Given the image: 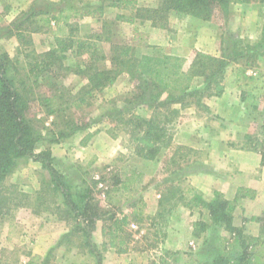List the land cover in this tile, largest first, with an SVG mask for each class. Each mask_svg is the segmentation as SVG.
I'll return each mask as SVG.
<instances>
[{
    "label": "rangeland",
    "instance_id": "obj_1",
    "mask_svg": "<svg viewBox=\"0 0 264 264\" xmlns=\"http://www.w3.org/2000/svg\"><path fill=\"white\" fill-rule=\"evenodd\" d=\"M44 1L55 3L58 0H0V26L9 24L31 4H42ZM91 1L103 7L98 17L100 20H97V17L84 16L76 19L75 23L80 35L99 30L102 21L108 23L102 36H106V30L110 29V41L100 42L106 56L109 54L110 42L131 44L135 54H139L151 51L150 46L155 45L150 42L165 38L163 33L150 35L148 28L151 25L147 20L137 19L132 24L115 21V14L121 10L109 7V0ZM156 1L137 2L139 6L150 7L155 6ZM71 2L80 5V0ZM260 10L258 4L236 3L232 5L231 13L226 19L219 15L213 18V21L172 12L167 19L165 34L175 38L176 33L179 32L178 28L188 32L195 31L196 34L200 31L201 34L203 33L202 45L206 43L207 46L200 47L198 51L219 56L222 49L233 43L237 44V48L244 49L248 45L253 47L260 40L258 31ZM53 32H55V24L51 22L50 26H45L40 31L26 34L30 40L29 45L18 42L14 36H9L0 39V48L9 56L17 57L18 66L22 65L24 68L25 60H31V57H26L24 54L27 51H23L33 49L36 54L45 52L53 42ZM212 33H216L217 36L209 38V34ZM213 46H218V51L208 53L209 48ZM203 48L206 51H203ZM162 49L170 54L169 50ZM255 49L258 54H255L252 61L250 59L248 63L240 58L237 63H232L234 69L231 74L227 72L226 76L225 72L223 86L232 89L229 98L216 104L205 103L208 98L213 100L210 97L202 98L208 109L195 105L183 107L176 105L179 114L168 126V132L171 134L170 147L156 154L154 159L144 158L135 153L134 141L123 128L122 123L108 117L103 119L100 117L104 110L120 106L131 91L133 84L127 75L119 76L113 84L94 92L87 98L86 103L74 109L69 108L61 112L66 106L63 104L66 101L57 105L56 115H49L43 108L40 109L35 105L30 108L33 125L42 135L36 152L47 146L54 159L53 165L66 175L70 184L77 186L85 180L90 185L92 196L105 211L103 216L105 225L111 224L112 216L121 218L123 211L128 213L132 208L141 211L138 214L129 213L127 225L117 235L113 236L112 231L108 235L110 240L113 237L118 240V237L122 238L120 249L133 251L138 255L134 264H145L150 261L157 264H199L207 260L213 251H227L223 242L218 239L220 236L229 235L223 225L212 224L206 209L184 203L191 195L187 189L198 192L190 183V174L194 172L192 167L199 168L200 173L205 172L208 165H211V155L213 156L211 168L218 166L214 163V159L217 158L215 156L217 151L213 149L215 140L229 137L228 141L232 145L256 146L262 148L264 152V46ZM64 64L68 66V70L65 71V76L58 78L57 81L61 84L60 91H65L67 100V97L72 98L73 95H77L84 82L72 72L76 61L71 55L64 60ZM105 64H108V60ZM233 74L238 76L236 85L233 84ZM41 84L45 85L44 82H40L34 86L35 94L47 91V87ZM221 94H224V90ZM58 122L59 124L60 122L87 123L89 124L87 132L94 134L85 144L79 141L86 131L50 141L58 129ZM67 128L66 130H69L70 127ZM246 136L250 137L246 138ZM45 176H47L46 171L37 160L26 158L21 160L14 172L5 178L0 189V194L5 199L3 203L6 202L0 212L1 262L23 264L20 256L21 248L27 245L25 238L20 235L24 232L22 220L25 218L20 219L18 215L22 213L21 209L24 207L43 219L63 221L57 219L56 213L51 211L54 204L59 203L58 198L49 201L50 199L47 200L46 197L43 204L39 205L38 211H34L36 209L32 204L34 195ZM22 193L29 195V201L22 198ZM182 194L183 199L180 198ZM144 209H146L145 213ZM13 219H20L21 222L14 221L16 226L12 229V234L9 238L5 237V225L7 221ZM198 220L208 223L204 231L198 232L200 237L194 236L193 232L198 229L194 230L192 226ZM241 228L244 232V228ZM97 231L95 224L91 234L92 239L93 234L94 236L98 234ZM135 235H138V239H133ZM72 240L73 243H63L55 248L53 255L45 264L71 262L95 264L94 257L85 253L84 247L74 246L81 242V238L76 236L72 237ZM135 240L137 241L132 242ZM21 242L25 243L21 244ZM236 250L239 252V248ZM236 250L232 249L230 255ZM251 257L254 259L253 264H264V240L256 244Z\"/></svg>",
    "mask_w": 264,
    "mask_h": 264
},
{
    "label": "trees",
    "instance_id": "obj_2",
    "mask_svg": "<svg viewBox=\"0 0 264 264\" xmlns=\"http://www.w3.org/2000/svg\"><path fill=\"white\" fill-rule=\"evenodd\" d=\"M72 0L44 1L42 4H31L26 11L5 26H0V39L14 36L22 44H30L26 34L40 31L45 26L55 24L53 42L48 50L36 54L33 49L24 55L31 57L25 60L24 68L19 67L17 57H11L0 48V189L5 178L14 172L21 160L32 158L38 161L46 171L39 189L32 202L35 212L39 205L47 200L58 198L59 203L52 207L57 219L69 225L57 245L73 243L72 237L81 238L75 247H84L88 255H92L95 264H102V255L91 234L97 220H102L105 211L95 201L90 185L85 180L77 186L68 182L66 175L57 170L52 162L50 149L46 146L36 152L42 139L41 133L33 125L30 108L38 106L49 115H56L59 103L65 104L64 112L86 103L96 91L113 84L121 75H127L133 86L120 106L104 110L101 119L108 117L123 124V128L134 141V151L139 156L154 159L156 154L167 150L171 144L169 123L179 114L176 105H195L207 108L202 98L219 96L223 90V77L232 63L240 58L249 63L258 54L256 47L264 46V0H157L155 6H139L137 0H109V7L121 10L114 16L115 21L134 23L137 19L149 21L152 27L165 28L170 13L195 17L204 21H213L221 15L226 19L231 13L232 5L238 3H254L260 6V40L254 46L237 48L233 43L222 49L219 56L194 50L189 56L181 57L168 54L162 48L150 46L151 51L135 54L131 44L110 42L109 54L106 56L100 42L110 41L108 23L102 21L99 30L78 33L75 20L84 16L99 17L102 5L91 0H80V5ZM102 1V0H100ZM214 18V19H213ZM62 32V33H61ZM71 55L76 61L72 72L84 83L77 95L72 98L60 91L57 81L64 77L68 66L64 60ZM25 57V58H26ZM108 60V64L105 61ZM23 68V69H22ZM24 76V78H21ZM44 82L46 92L35 94L34 86ZM142 111L145 114L139 113ZM67 126H69V130ZM89 124L77 122H58V129L50 138L56 141L73 134L84 132L80 143L85 144L94 134L87 132ZM250 136H246V138ZM259 150L261 163L264 165L262 148L248 146ZM244 148V147H242ZM191 195L184 205L200 206L207 210L212 224H222L228 236L218 237L227 249L226 252H212V255L199 264H253L251 252L259 243V237L247 236L241 227L232 224V212L236 199L227 200L218 192H214L210 200H204L194 189H187ZM42 192V193H40ZM22 198L29 201V195L22 193ZM180 198H184L182 194ZM7 199V198H6ZM4 197L0 194V212L4 207ZM109 231L114 235L127 225V216L114 218ZM208 224V223H207ZM207 224L198 220L193 223L194 236L200 237ZM199 235V236H198ZM119 238L120 245L123 239ZM239 248V252L236 249ZM80 249V248H79ZM232 249L236 251L230 255ZM250 249V250H249ZM48 257L43 259L47 262ZM0 264H7L1 262ZM145 264H157L154 261Z\"/></svg>",
    "mask_w": 264,
    "mask_h": 264
},
{
    "label": "crops",
    "instance_id": "obj_3",
    "mask_svg": "<svg viewBox=\"0 0 264 264\" xmlns=\"http://www.w3.org/2000/svg\"><path fill=\"white\" fill-rule=\"evenodd\" d=\"M178 31L175 38H171L165 34V28L159 29L150 26L148 28L150 35L155 36L163 33L165 36L160 41L155 40V42L150 43L169 50L170 54L181 57H187L195 49L200 50V47L207 46L206 43L202 45L201 39L203 33L201 34L200 31L197 34L195 31L188 32L180 28H178ZM258 31L260 32V29ZM209 35V38L217 36L216 33ZM203 51L206 50L203 48ZM216 51H218V46H213L209 48L208 53H215ZM233 69V65L230 64L226 70V76L231 74ZM237 77L234 74L232 76V79H234L233 84L235 85L237 84ZM231 91L232 89L226 86L224 87V94L216 97L211 96L210 98L213 100H209L208 98L205 103H220L224 99L229 98ZM238 97H240V94ZM228 139L229 137H222L214 141L213 149L217 151L215 154L217 158L216 160L214 159V163L218 164V166L211 168L213 160V156L211 155V165H208V169L205 172L200 173L198 172L199 168L192 167L194 172L190 174V183L204 200H210L214 192H218L227 200L236 199L232 212V224L236 227H243L244 232L252 237H259V241H262L264 240V165L261 163V153L259 150L246 147L245 145L244 148L232 145ZM25 208L21 209L22 213L18 215L20 219L21 217L25 218V220H22L24 232L20 236L26 240V243L21 242V244L25 243L27 245L25 246L26 248H21L22 253L20 256H22L23 264H42L43 259L51 257L55 248H58L57 243L68 230L69 226L64 221L38 217ZM145 211L146 209H144V213ZM129 213L138 214L141 211H136L132 208L131 212L126 213L123 211L122 215L129 218ZM20 219H13L7 221L6 225L4 224L6 226L5 237H10L12 229L16 226L14 221L21 222ZM108 227L109 225H105L103 219L97 220L96 228L98 234L96 236L93 234L94 238L92 239L102 255V264H134L138 255L133 251L121 250L120 241L117 238L113 237L110 240ZM133 239H138V235H135ZM70 264H77V262H71Z\"/></svg>",
    "mask_w": 264,
    "mask_h": 264
}]
</instances>
